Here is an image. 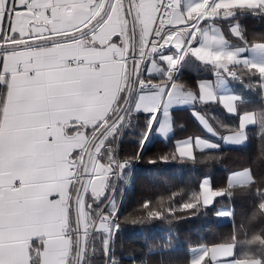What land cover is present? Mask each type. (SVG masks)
Segmentation results:
<instances>
[{"label":"crops","instance_id":"crops-1","mask_svg":"<svg viewBox=\"0 0 264 264\" xmlns=\"http://www.w3.org/2000/svg\"><path fill=\"white\" fill-rule=\"evenodd\" d=\"M32 2L34 7L40 9L37 15L32 17L38 26L37 30L43 31L44 25L47 24L60 33L55 37L58 42L70 39L63 33V29L70 27L67 23H56L55 16L50 20L43 15L45 7L58 5L64 0H32ZM68 2L72 3V10L64 12L66 18H70L74 12L81 9L87 13V5L92 3V0H68ZM106 2L109 3V0H100L93 11L97 15L108 12L109 9L105 7ZM159 2L160 0H112V15L99 33L93 37L97 44L89 43L87 47H84L79 46V41L58 43L55 47L46 48L41 53H21L12 58L13 61L26 60L29 55L39 57L54 54L61 59H66L68 56L83 58L85 63L76 69H71L62 63L40 65L44 69V74L51 78V84L50 89L45 93L48 103L41 104L44 111L35 115L37 119L52 125L50 134L55 137L53 143L48 144L46 139L41 143L35 139L38 130L33 128L27 133L29 139L18 145L15 150L0 152V264H70L73 246L72 192L78 178L79 167L70 170L68 155L75 149H81L80 156H82L88 147L91 130L94 128H90L87 134L81 129L80 135L67 137L57 126L56 121L59 120L61 124H64L68 119L75 118L87 125H97L98 122L100 125L105 122L104 117L112 112L123 86L128 87L130 78L132 32L129 15L125 16L124 9H127L130 4L134 18L136 31L134 75L136 76L144 54L145 41L154 26ZM262 6L264 7V0H176L171 19L172 26L183 28V35L188 43L196 41L189 48V56H193L202 64L214 67L215 76L212 79L198 81L195 90H187L175 81L172 83L175 87L167 96L164 95V88L169 84L167 74L184 43L181 33L174 32L172 36L174 47L161 59L151 58L148 71L152 75L143 74L148 81L156 84V90L138 92L130 103L136 105L138 96H152L151 102L141 99L138 106L146 107L148 111H155L162 97L166 107L177 104L184 97L188 98V103L170 108V118L166 112L163 118L158 115L156 122L153 123L155 136L158 139L167 140L174 134V112L192 110L204 134L176 140L175 148L180 157L192 159L196 151L214 150L220 146H246L247 129L258 123H264L263 110L239 111V102L243 99V95L236 90L233 80L239 65L248 66L259 73L261 69H264V42L247 47H233L227 42L220 26L213 22L203 24L205 20L229 9ZM55 12L56 9L53 8V13ZM233 30L238 34V25L234 26ZM117 33H123L121 36L123 42L112 39ZM76 35L79 36V33ZM38 43L47 46L49 41L42 39ZM114 56L116 59L113 58ZM125 57L127 60L124 59ZM97 63L100 66L99 70L89 67ZM97 88L104 89L103 97L96 95ZM259 96L264 99V85ZM205 103H219L228 115L240 113V130L226 135L222 139V144H218L211 138L215 135L212 125L208 118L196 109ZM135 112L146 113L142 110ZM146 114L152 115L151 112ZM177 117L180 120L185 119L182 113L177 114ZM161 119L164 122L170 119V131L164 134L158 131ZM253 122L255 124H251ZM248 124L251 125L247 127L245 133L244 128ZM39 130H43V126ZM107 135L109 137L112 133ZM104 140H101L96 147L90 160L89 175L86 177L83 195L79 200L82 233L84 228L85 238L89 231L87 197L89 195L101 197L113 174V163L109 159L111 154L112 157L114 155L113 149L104 145ZM101 146L107 151L101 153ZM97 154L100 155V159H97ZM252 182L254 178L249 169L233 172L228 177L229 186L247 185ZM205 184L213 190L212 193L208 192V195L212 194L208 197V201L214 202L217 196L223 194L222 191H214L210 180L206 178L201 187L203 200ZM204 204L207 205L206 202ZM225 210L231 213L227 215L228 220H225L229 221L232 218V212L230 208ZM106 224L101 228L105 229ZM208 255L212 264H262L260 259H238L236 246L233 243L213 246L208 249Z\"/></svg>","mask_w":264,"mask_h":264},{"label":"trees","instance_id":"trees-1","mask_svg":"<svg viewBox=\"0 0 264 264\" xmlns=\"http://www.w3.org/2000/svg\"><path fill=\"white\" fill-rule=\"evenodd\" d=\"M209 22L220 26L233 47L264 42L263 6L229 9L203 24ZM236 25L238 34L233 30ZM235 72V88L243 95L239 111H264V99L259 96L264 85L260 73L245 65H239ZM214 76V67L188 54L176 81L187 90H195L198 81ZM126 91L127 85H124L117 100L120 105ZM116 106L117 102L113 114L91 130L88 146L117 114ZM196 109L208 118L215 131L211 138L218 144H222L226 135L241 128L240 113L228 115L219 103H205ZM179 113L185 116L184 120L178 119ZM129 115L124 124L126 117L122 114L123 123L117 135L106 143L115 151L120 166L112 160L113 174L104 194L99 198L87 197L89 231L85 242L82 239L79 264H192L194 249L205 247L208 250L230 243L235 244L238 259H260L264 264V139H258L259 133L264 132V123L247 129L246 146L196 151L194 158L186 159L176 152L175 141L204 134L192 110L174 112V134L167 140L155 136V125L149 130L151 114L133 111ZM113 128L114 125L97 142L91 158ZM87 148L82 154L84 158ZM126 162L129 165L125 166ZM80 163L83 164L84 159ZM244 169L252 172L254 182L229 186V175ZM81 171L79 167L72 192L70 264H75L76 259L73 199ZM206 178L210 179L214 191L223 192L212 206L202 202L201 187ZM83 190L84 187L79 200ZM114 205L115 210L110 212ZM226 207H231L232 218L222 221L219 211ZM102 216L108 220L105 229L97 227ZM80 227L82 233L81 221ZM204 256L207 257L202 264H212L209 256Z\"/></svg>","mask_w":264,"mask_h":264},{"label":"snow or ice","instance_id":"snow-or-ice-1","mask_svg":"<svg viewBox=\"0 0 264 264\" xmlns=\"http://www.w3.org/2000/svg\"><path fill=\"white\" fill-rule=\"evenodd\" d=\"M100 0H92V3L87 5V14L83 9L74 12L70 18H66L64 12L72 10V3L68 0L60 4H53L51 7H45L43 10V15L47 16L48 19L52 20L55 16L56 23H67L70 27L63 29V33L70 37V39H65L62 42H58L55 37L60 34L58 31L50 28L47 24L44 25L43 31L37 30L38 26L36 21L32 19L40 11L38 7L33 6L32 0H0V152H11L17 148L18 145L24 143L29 139L27 133L36 128L38 130V135L34 138L38 139L43 143L46 139L48 144H52L55 137L50 134L52 130V125L46 123L42 119H37V113L44 111L41 104L48 103V97L45 95L46 91L50 89L51 78L44 74V69L40 66L42 63L54 64L62 63L63 65H68L71 69H76L80 64H82L83 58L77 59L75 56H68L66 59H61L54 54H45L43 56L29 55L27 59H17L12 60L13 57H17L21 53H41L45 51L46 48H53L58 43H75L77 41L84 47H87L89 43L97 44L98 42L93 39L99 31L105 26V22L109 20L112 15L111 9L112 4L105 3V7L109 9L108 12H101L97 15L93 9L99 4ZM53 8L56 12L53 13ZM131 5H129V9ZM129 9H124L125 16L129 14ZM31 11V15L29 12ZM83 17V18H81ZM158 19L163 22V18L158 14ZM78 21V22H76ZM26 23V27H25ZM153 32L156 37V42L159 43L161 40H165L164 33L154 27ZM79 33V36L76 35ZM135 33V28H133V34ZM123 33H117L112 37L113 40H121ZM42 39H48L49 43L47 46L38 43ZM121 42H123L121 40ZM151 44V39L149 40ZM165 47L168 49L174 46L168 44L165 41ZM131 52V48H130ZM167 53L165 51H158L153 54V59L156 56L163 57ZM134 55V53H133ZM116 59V57H113ZM127 60V57L124 58ZM69 61L71 62L69 64ZM163 62V60H161ZM135 63V61H133ZM142 63L145 68V75L151 76L152 73L148 71V64L150 61H143ZM89 67L94 70H99V64L89 65ZM261 79L264 80V69L260 70ZM171 77V73L167 74ZM140 73H137V78L139 79ZM145 81L139 80V86L141 93L144 92ZM175 87L174 84L169 83L164 88V95L167 96L171 90ZM133 94V89H128V94L123 97V102L127 105V108L120 105L117 101V106L115 111L118 113H123L127 119L130 117L129 113L135 111L151 112L152 119L149 120V130L151 125L156 122V117L159 115L162 118L167 112L168 117H171L170 108L174 105H181L188 103L187 97L179 100L177 104L171 107H166L163 97L159 107L155 111H148V109L141 108L138 106L139 100L143 99L151 102L152 96H138V102L136 105L130 103V97ZM96 95L103 97L104 89L97 88ZM42 98V99H38ZM110 112L108 115H112ZM108 115L104 117L105 120L108 119ZM116 121H120L117 125ZM123 123V117L120 115L116 116V120L113 121L115 126L112 135L107 137L103 144H106L110 138H114L117 135L118 129ZM163 123V127H162ZM58 127H60L67 137H75L80 135V130L83 129L84 133L87 134L90 128H95L97 125H87L83 121L72 118L68 119L64 124H61L59 120L56 121ZM255 124V122L251 123ZM245 126L244 131L249 125ZM43 126V130H39ZM171 124L170 119L167 122L160 121L158 131L162 134L170 131ZM107 132L108 129L106 128ZM247 137L245 136V139ZM96 139H99L97 137ZM235 139V138H234ZM258 139H264V132H260ZM236 142H240L236 140ZM95 147V144L93 145ZM81 149H75L72 153L68 155L69 158V168L74 169L76 167H84L79 161L84 159L80 156ZM107 151L103 146L100 148V152L103 153ZM79 158V159H78ZM100 155L97 154V159H100ZM94 167V165H93ZM85 176L89 175L85 171ZM96 174V173H94ZM58 195V194H57ZM51 199V197H49ZM35 239V238H34Z\"/></svg>","mask_w":264,"mask_h":264},{"label":"built area","instance_id":"built-area-1","mask_svg":"<svg viewBox=\"0 0 264 264\" xmlns=\"http://www.w3.org/2000/svg\"><path fill=\"white\" fill-rule=\"evenodd\" d=\"M175 3L176 0H160L159 5L157 6V14L155 17V21H154V27L160 29L164 35H165V40H161L159 43L156 42V37L155 34L153 32L150 33V35L148 36L147 40L145 41V48H144V54L141 58V66H140V76L139 79L136 83L135 86V94H137L140 91V86H139V80H143L142 74L145 72V68L144 65L142 63L143 61H150V59L153 57L154 53H157L158 51H165L166 53H168L171 49H168L165 47V41H167L168 44H172V36L174 34V32H179L181 33V35L184 38L183 35V28H179V27H174L171 24V19H172V14L175 8ZM158 14L163 18V22L161 23V21L158 19ZM151 39L152 43H149V40ZM195 41L190 42L189 44L185 42V38H184V43L180 48V51L178 53V56L176 58V60L173 62L169 72L171 73V77H169V83H173L178 76L180 75L184 60L188 54L189 51V47L194 43ZM165 56V55H164ZM163 56V57H164ZM156 59H161L162 57L160 56H156ZM84 61V60H83ZM71 62L69 61V64ZM84 63V62H83ZM82 63V64H83ZM81 65V64H80ZM157 86L155 83L153 82H149V81H145L144 84V91H153L156 90ZM127 121V117L124 120V124ZM121 138V134L119 139ZM115 158L118 167L120 166L119 160L117 158V156H113L112 154L109 157V159H113ZM124 165H129V162L124 163Z\"/></svg>","mask_w":264,"mask_h":264},{"label":"water","instance_id":"water-1","mask_svg":"<svg viewBox=\"0 0 264 264\" xmlns=\"http://www.w3.org/2000/svg\"><path fill=\"white\" fill-rule=\"evenodd\" d=\"M112 0H109V4H111ZM130 5V4H129ZM129 5L128 8L129 9ZM129 18H130V26H131V32H132V51H131V66H130V78H129V83H128V87H127V91H126V95L128 94V89L131 88L133 89V85H134V62L135 61V56H136V31L133 34V28H135V24H134V18H133V14H132V8L129 9ZM134 53V55H133ZM125 95V96H126ZM131 98V97H130ZM121 106H124L125 108H127V105L124 104V102L122 103ZM123 113H118L114 116V118L108 122L98 133L97 135L93 138L92 142L90 143V145L87 148L86 154H85V158H84V167H82V171H81V175L79 178V184L73 199V211H74V217H75V224H76V234H77V246H76V259H75V264H79L80 263V255H81V245H82V233H81V227H80V214H79V198L80 195L82 193V189L84 187V183L86 180L85 176V171L88 172V168H89V164H90V159H91V155L93 152V145L97 144V142L101 139V137L105 134V129H109L112 125H113V121L116 120V116L117 115H122ZM117 122V121H116ZM97 137H99V139H96Z\"/></svg>","mask_w":264,"mask_h":264},{"label":"rangeland","instance_id":"rangeland-1","mask_svg":"<svg viewBox=\"0 0 264 264\" xmlns=\"http://www.w3.org/2000/svg\"><path fill=\"white\" fill-rule=\"evenodd\" d=\"M115 127V126H114ZM114 129V128H113ZM112 129V130H113ZM111 130V131H112ZM108 135L106 134V136L103 138V140L107 137ZM207 180H210L209 178H207ZM211 182V181H210ZM208 184V183H207ZM204 200L202 199V202L204 204V202L207 203V205L209 206H212L214 204L213 201H208V197L209 196H212V194H209L208 195V192H211L212 193V189L208 186H206V184L204 185ZM206 205V204H204ZM206 205V206H207ZM226 208H230V211L232 212V209L231 207H226ZM226 208H222L220 209L219 211V217H221L222 221L224 220H228L227 219V215L228 214H231L229 211L225 210ZM115 210V205L112 207V209L110 210V212L114 211ZM101 225H104V222L101 223ZM82 239H83V242H85V230L83 228V233H82ZM83 247H84V244H83ZM204 254L208 255V250L205 248V247H202V248H196L192 251V264H202L203 261L205 260V258L207 256H204ZM209 256V255H208Z\"/></svg>","mask_w":264,"mask_h":264}]
</instances>
